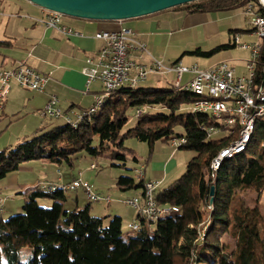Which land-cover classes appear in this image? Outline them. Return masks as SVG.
<instances>
[{"label":"trees","instance_id":"16d2710c","mask_svg":"<svg viewBox=\"0 0 264 264\" xmlns=\"http://www.w3.org/2000/svg\"><path fill=\"white\" fill-rule=\"evenodd\" d=\"M254 1L201 0L172 10L188 14L244 12ZM236 34L239 31L232 32L233 37ZM7 44L0 42V46ZM229 48L224 45L211 52L198 49L190 54L207 58ZM200 99L175 86L162 90L123 88L105 101L99 114L84 119L77 129L68 124L49 131L42 128L0 152V181L32 161L48 160L71 168L76 154H97L93 147L97 137L102 151L116 149L114 160L134 156L133 150L125 148L128 138L147 143L152 155L156 143L183 137L187 144L181 150L196 154L174 184L155 193L160 206L179 209V213L156 222L138 216L140 230L128 236L123 235L121 217H93L90 205L68 211L65 193L35 187L22 214L0 218V264H264V217L258 202L264 191V117L258 119L246 151L226 159L215 171L212 163L237 141L240 127L237 123L224 128L212 116L192 112L191 107ZM156 108L160 111H149ZM130 109L146 112L121 139ZM214 125L221 130L219 139L210 138L203 130ZM117 186L121 191L144 190L145 182L136 186L134 179L121 176ZM249 192L256 193L257 200L254 207L245 209L243 194ZM40 198L53 199V207H40ZM225 235L233 244L225 241Z\"/></svg>","mask_w":264,"mask_h":264},{"label":"crops","instance_id":"0c3cea01","mask_svg":"<svg viewBox=\"0 0 264 264\" xmlns=\"http://www.w3.org/2000/svg\"><path fill=\"white\" fill-rule=\"evenodd\" d=\"M13 2L20 9H26L31 14V18H21L12 14L14 18L18 16L20 19L17 18L15 21L0 20V42L8 43L6 46H0V71L12 69L18 62H23L41 75H51V78L43 93L27 91L13 84L0 110V118H7V113L18 115V117L25 115L24 119H31L30 121L35 124V128L38 130L43 128L40 120L42 118L41 111L53 96L58 98L59 105L65 112L72 109L69 114L86 112L94 107L95 96L101 95L102 85L100 82H95L90 86V91L86 92V78L81 71L86 65L87 59L95 58L102 50L103 42L96 39L97 33L102 31L117 32L123 28L132 30L135 37L145 43L147 51L142 52L134 48L130 51V58L146 66H151L154 61H158L165 67H171L179 60L183 64L194 63L193 65H197L191 58L194 55L190 53L198 49L209 51V48L199 46L201 43H208L209 47H212L211 49L224 46L218 47L220 44L216 13L188 14L181 10L170 9L154 15L119 22L91 21L65 16L63 18L64 25L72 28L75 32L73 35L66 36L44 25L43 22L47 16L44 9L25 0L24 2L12 0L11 4ZM188 19H190V24H188ZM225 19L230 20L231 35L233 31H239L241 39H245L242 41L254 40L243 28V23L246 24L243 14L239 16L226 15ZM185 56H189V58L185 60ZM247 60H245V65ZM155 76H158V79ZM188 76H190L189 80L193 78V75ZM176 80L177 76L173 72L166 74L156 72L150 74L138 88L143 86L144 89H167V85L171 82L174 85ZM43 120H49L48 127L44 128L45 131L51 130L48 128L55 120ZM65 122L67 123V121ZM60 126L63 124L55 126L53 129ZM46 161L47 163H41L43 169L41 168L37 173L36 162L20 166L18 171L9 178V186L21 188L26 183H32L35 186L40 183L68 184L76 179H81L84 184L92 186L97 195L110 197L113 200L111 204L106 205L109 206L107 210L95 211L97 217L119 216L123 223L125 220L128 222L129 227L139 222V215L135 208L130 207V211L126 212L119 204H124L125 200L135 198L142 201L143 189L132 197H129V193L121 190L105 192L97 183L87 179L84 173L79 172L77 175L73 173L70 177L71 173L69 175L68 172L60 170L55 172L53 165H48L50 162ZM172 162L174 164V161L169 157L165 163L154 164L153 178L147 180V175L144 174L143 181L145 183L162 182L159 191L163 190L162 186L168 181L170 173H174L175 170V164L172 166ZM79 191L84 193L83 189H79L73 195L75 197V203H72L71 208L73 210L80 209L83 205L79 199ZM84 197L87 199L85 193ZM113 203L115 205L112 206ZM88 205L92 211L91 203Z\"/></svg>","mask_w":264,"mask_h":264},{"label":"built area","instance_id":"2783aa9c","mask_svg":"<svg viewBox=\"0 0 264 264\" xmlns=\"http://www.w3.org/2000/svg\"><path fill=\"white\" fill-rule=\"evenodd\" d=\"M46 12L47 16L43 23L47 28L56 30L66 36L75 34L72 28L64 25L62 14ZM243 15L250 27L248 34L254 40L244 42L239 34L233 37V46L247 51L250 55L245 65L246 70L242 74L237 72L236 67L226 62L206 70L200 69L197 65L189 68L182 62L171 67H165L158 61H154L151 66L140 64L130 58V51L135 48L146 52L147 46L135 37L132 30L123 28L117 32L102 31L96 34V39L103 42V47L95 58L87 59L86 65L81 71L86 78V92L90 91V86L93 83L100 82L102 92L101 95L95 96L94 103L98 104L105 95H108L116 87L140 86V83L145 81L152 73L166 74L173 72L177 76L175 83L177 89L191 88L198 90V96L208 94L224 95L223 103L212 104L210 107H201V105L194 104L191 109H207L215 116L223 118L224 113H235V120H225L229 124V128H231L232 121H237V118H244V138L224 149L223 154H225L245 139V134L250 128L252 115L264 111V106H258L257 100L252 96V89H261L262 97H264V0H256L250 3L245 8ZM185 75H193V78L186 85H182ZM50 78L51 75H41L23 62H18L12 69L1 70L0 110L11 91L12 82H15L24 90L43 93ZM145 112L144 109L137 110V118H141ZM40 115L43 119L78 121L85 118V111L67 114L61 109L58 98L53 96ZM203 130L207 132L210 138L220 134L221 131L213 127L203 128ZM169 143L175 152L183 148L187 144V140L182 137L178 141H169ZM216 163L217 158L212 163V169ZM91 169L95 170L97 166L91 165ZM144 170L145 167H142L141 170L137 171L142 180L144 179ZM161 185L162 182H146L142 198L143 203L138 198L125 200L123 203L135 208L141 218L142 216H150V221L156 222L158 221L156 220V213L161 211L174 212L171 207L155 206V193ZM59 186H67L71 189V194L83 189L91 204L102 201L111 204L113 201L110 197L97 195L93 187L84 184L81 179H76L68 184L40 183L36 188L54 192V189L59 188ZM3 203L4 199L1 198L0 205Z\"/></svg>","mask_w":264,"mask_h":264},{"label":"rangeland","instance_id":"374dc122","mask_svg":"<svg viewBox=\"0 0 264 264\" xmlns=\"http://www.w3.org/2000/svg\"><path fill=\"white\" fill-rule=\"evenodd\" d=\"M17 1H23L24 0H17ZM12 0H0V20L7 21L10 19V21H15V19L21 18H31V14L26 11V9L22 8L20 9L15 2L11 4ZM16 5V6H15ZM12 14H16L15 18L12 16ZM243 14V10H236V11H230V12H220L216 13V17H218V39H219V46L221 45H231L233 46V39L232 35L230 33V20L225 19L226 15L231 16H239ZM65 18V16H64ZM244 19L245 16H244ZM29 22H31L29 20ZM194 23V21H192ZM188 24H190V19H188ZM3 27V26H2ZM243 28L246 29L245 31H248L250 29L249 25L247 23H243ZM50 29V28H49ZM112 29V28H110ZM1 36V35H0ZM243 39V38H242ZM245 40V39H243ZM249 40V39H248ZM232 42V43H231ZM218 44V43H217ZM199 46L203 48H209V51H203V52H211L213 49H216L213 47H209L210 45L208 43H201ZM197 48V47H196ZM195 48V49H196ZM211 49V50H210ZM249 53L244 50H240L237 47H231L228 50H223L221 52L215 53L210 57H200V56H191L193 60H195L197 66L202 69L206 70L211 66H215L217 64L226 62L230 65L236 67L237 72L239 74H242L245 72V60L249 58ZM189 56H185L184 59L187 60ZM194 64V63H193ZM189 63L184 64L187 67H193L194 65ZM155 78L158 79V76H155ZM190 79V76L185 75L183 79V85L187 83ZM192 79V78H191ZM188 80V81H187ZM172 83V82H171ZM169 84L166 88L174 87L175 84ZM16 84L15 82L11 83L12 85ZM141 84V83H140ZM17 85V84H16ZM18 86V85H17ZM143 86H141L142 88ZM140 88V87H139ZM161 89V88H158ZM112 96V95H111ZM117 96H114V100H116ZM138 109H130L128 112V123L124 127V129L121 132V139L123 138L124 134L127 133L130 129H133L137 123V116L136 112ZM160 111L159 108L156 109H150V112L154 111ZM146 111V109H145ZM101 112V108L98 111ZM7 118H0V152L7 148H13L15 147L21 139L24 137H32L34 136V133L37 132L38 129L35 128V124L30 121L31 119H24V116L18 117V115L7 113ZM40 118V117H39ZM42 121L43 128L48 127L49 120H43ZM218 123H220V119L216 120ZM61 124H67L64 120L56 121L52 124V126H49L48 129H53V127L61 125ZM41 129V128H40ZM179 133H183L182 129H178ZM222 135L218 134L213 137V139H219ZM21 138V139H20ZM125 148L133 150L134 156L129 155L127 157L126 161L123 160H114L112 158V155L116 149L114 147H111L107 151H102L100 149V140L99 138H95L93 147L98 149L97 154H89L86 152L78 153L74 157V163L73 167H69L67 164H63L61 167H58L55 164H52L51 162L48 165H53L54 171L58 172L60 170L61 172H68L70 177L74 173L77 175L79 172H82L85 174V177L87 179H90L91 182H95L99 185L101 190L107 191L110 190V192L113 191H120V188L117 186V180L121 176H126L129 178H132L135 180L136 186L142 181V179L139 177V174L137 171L141 170L142 167H145L144 174L147 175V180L153 178V171H154V164L158 163H165L168 158L170 157V160L172 159L175 164V170L174 173H170L168 181L162 186L163 189L169 187L170 185L174 184L186 171L188 162L196 156V154L192 151L188 150H177L174 152V150L171 148L169 141H160L155 144L153 154L150 155V147L147 143L140 142L136 140L135 138H128L124 142ZM136 160H135V159ZM36 162V173L43 169L42 162L47 163L46 160H38V161H32L22 164L21 166H25L29 163H35ZM172 162V166L174 165ZM91 165H96L97 169L93 170L91 169ZM13 174V173H12ZM8 175V177L2 181H0V189H1V198L4 199L3 205L0 206V218L8 219L11 216L22 214L23 213V206L26 202L29 201V196L32 193L33 189L36 187L32 183H26L25 185H22L21 188H11L9 186V178L12 177L11 175ZM142 189L138 188H132L130 190L124 191L125 193H129V197H132L137 193H140ZM76 193V192H75ZM75 193L71 194V192H66L65 195L67 196V200L64 203V207L66 210L71 211L72 203H75ZM79 199L81 200V209H84L88 206L89 201L84 197L83 191H79ZM244 199V207L245 209L254 207L255 201L257 200V194L256 193H244L243 194ZM260 211L262 216L264 217V191L261 194V196L258 198ZM38 204L42 208H52L54 204V200L50 198H40L38 200ZM106 202H98V203H92L91 208L92 211H90L91 215L93 217H97L95 215L96 212H102L103 210H107L109 206ZM115 205L114 203L112 206ZM124 211L129 212V206L126 204H119ZM133 212V211H131ZM179 213V209H174L173 215H176ZM98 218H105L104 216L98 217ZM109 219L105 222L106 225L108 224ZM136 231H133L131 227H129L128 222L125 220L123 224V235L128 236L134 234ZM227 243H232L233 240L225 235L223 237Z\"/></svg>","mask_w":264,"mask_h":264},{"label":"water","instance_id":"95a60500","mask_svg":"<svg viewBox=\"0 0 264 264\" xmlns=\"http://www.w3.org/2000/svg\"><path fill=\"white\" fill-rule=\"evenodd\" d=\"M45 11L91 21L119 22L154 15L201 0H25ZM211 195H214L212 188ZM213 198L211 199V204Z\"/></svg>","mask_w":264,"mask_h":264},{"label":"bare ground","instance_id":"6f19581e","mask_svg":"<svg viewBox=\"0 0 264 264\" xmlns=\"http://www.w3.org/2000/svg\"><path fill=\"white\" fill-rule=\"evenodd\" d=\"M123 88H129V89L133 90V89L138 88V86H123V87L114 88V90H112L108 95H105V97L102 98L98 104H95L94 107H92L91 109H89L85 112V118L79 119L78 121H75V122L74 121H67V124L71 125V127H73L74 129H77L78 124L80 122H82L84 119H86L87 117H91L93 115L99 114L98 111L100 108L101 109L103 108L105 101H107V99H109L112 94L116 93L117 91H119ZM182 89H184L187 92H191V93L198 95V90H193L191 88H182ZM252 96L255 98V100H257L258 106H264V97H262L261 89H252ZM200 97H201V99L198 102H196L195 104L201 105V107H210V105H212V104L224 102V95H221V94H208L206 96H200ZM191 110H192V112L210 115L215 120L220 119L221 120L220 125H221V127H224V128L225 127L229 128V124L225 120H235V113H224V118H223L221 116H215L214 113L209 112L207 109H191ZM263 117H264V111L259 112L258 114L252 115V118L250 121V128L248 129V132H246V134H245V139L243 141H241L239 144H237L236 147H232V149H230L227 153L223 154L224 150L220 153V155L217 158V163L213 166L215 171H217L221 168L222 163L226 159L228 160V159L232 158L233 156L242 154L243 152L246 151V149H247V147H248L249 143L251 142L252 137L254 135L256 123H257L258 119L263 118ZM237 123H239L240 132H239V138L235 142H239V139L244 138V129H245L244 118H237V121H232L231 128H233L234 125ZM213 128L216 130H220V128L217 127V125L216 126L214 125ZM171 141H178V138H173V139H171ZM40 190L52 193V191H48L46 189H40ZM59 190L63 193L71 192V189L68 188L67 186H59V188L54 189V192H57ZM155 206H160L156 202V199H155ZM171 216H173V212L161 211V212L156 213V220H159L160 218L171 217ZM142 217L143 218L145 217V219L150 220V216H142ZM130 227L132 228L133 231H139L141 226L139 224H135V225H131Z\"/></svg>","mask_w":264,"mask_h":264}]
</instances>
